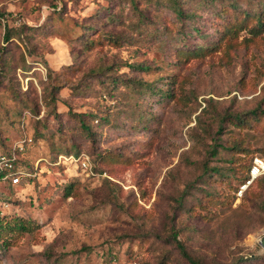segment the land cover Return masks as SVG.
<instances>
[{
	"label": "rangeland",
	"instance_id": "obj_1",
	"mask_svg": "<svg viewBox=\"0 0 264 264\" xmlns=\"http://www.w3.org/2000/svg\"><path fill=\"white\" fill-rule=\"evenodd\" d=\"M8 149L0 264H264V0H0Z\"/></svg>",
	"mask_w": 264,
	"mask_h": 264
},
{
	"label": "built area",
	"instance_id": "obj_2",
	"mask_svg": "<svg viewBox=\"0 0 264 264\" xmlns=\"http://www.w3.org/2000/svg\"><path fill=\"white\" fill-rule=\"evenodd\" d=\"M61 158L74 159L75 161H81V163L85 166L86 169H92V164L89 160V157H85L81 154H61ZM16 158V155L12 157L6 153L0 154V171H5L3 173V179L9 180L12 179L15 182H19L21 180V171L17 170V166L13 162ZM264 174V153H258L253 157V162L250 167V176L241 186L242 188L247 187L251 184L257 177ZM241 188V189H242Z\"/></svg>",
	"mask_w": 264,
	"mask_h": 264
},
{
	"label": "trees",
	"instance_id": "obj_3",
	"mask_svg": "<svg viewBox=\"0 0 264 264\" xmlns=\"http://www.w3.org/2000/svg\"><path fill=\"white\" fill-rule=\"evenodd\" d=\"M5 38L7 39V40H9L10 38H11V29L8 27L7 29H6V32H5ZM82 125H84V126H87V124L85 123V122H83L82 121ZM88 128V127H87ZM1 153H6V154H8L9 156H13V153L11 152V149H8V150H6V151H1ZM0 153V154H1ZM70 154H79L78 152H76V153H70ZM258 154V153H257ZM256 155V154H255ZM254 155V156H255ZM253 156V157H254ZM13 162L15 163V165L16 166H18V159H17V157L13 160ZM252 162H253V158L251 159V161H250V163H249V167L247 168V172L245 173V175H243V177L241 178V181H240V184H239V187H240V185L241 184H243L244 182H246V180L248 179V177L250 176V167H251V164H252ZM3 173H5V171H0V181L1 180H3ZM264 175V174H263ZM262 176V175H261ZM260 177V176H259ZM259 177H257L256 179H258ZM255 179V180H256ZM254 180V181H255ZM253 181V182H254ZM252 182V183H253ZM251 183V184H252ZM251 184H249L247 187H249ZM247 189V188H246ZM16 223H20V225L22 226V227H24V228H26L27 227V225L24 223V220H22V219H16ZM1 230V229H0ZM177 243H178V246H179V248H180V250H181V252L188 258V260L192 263V264H205L203 261H201L200 259H198V258H196V257H194L192 254H190L189 253V251L186 249V247H185V245L182 243V242H180V241H178L177 240Z\"/></svg>",
	"mask_w": 264,
	"mask_h": 264
},
{
	"label": "water",
	"instance_id": "obj_4",
	"mask_svg": "<svg viewBox=\"0 0 264 264\" xmlns=\"http://www.w3.org/2000/svg\"><path fill=\"white\" fill-rule=\"evenodd\" d=\"M260 244L264 247V235L259 240Z\"/></svg>",
	"mask_w": 264,
	"mask_h": 264
}]
</instances>
